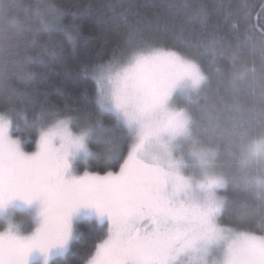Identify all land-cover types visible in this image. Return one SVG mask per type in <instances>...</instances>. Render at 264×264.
<instances>
[{
	"label": "snow or ice",
	"instance_id": "snow-or-ice-1",
	"mask_svg": "<svg viewBox=\"0 0 264 264\" xmlns=\"http://www.w3.org/2000/svg\"><path fill=\"white\" fill-rule=\"evenodd\" d=\"M104 8L94 22L102 40L95 59L77 58L85 86L76 96L57 88L59 103L54 104L52 93H41L40 85L68 75L75 48L67 52L64 43L81 36L82 18L93 14L91 6L75 12L59 4L0 0L5 17L9 11L25 15V25L5 42L0 58V208L21 201L36 210L27 232L11 223L0 230V264H30L33 258L54 264V257L72 264L83 239L74 225L81 210L94 215L95 227L103 231L93 237L80 264H175L176 254L191 243L167 192L168 174L139 152L146 138L174 131L161 117L176 82L173 74L189 66L176 48L152 54L137 49L146 33L162 32L178 47H203L214 54H222L226 33L254 40L259 32L264 40V0H162ZM191 73L194 84L203 78L194 66ZM106 118L135 129L140 143L123 159L112 163L109 157L93 170L89 140L105 131ZM21 121L34 130L28 136L20 134ZM81 154L85 160L77 167ZM208 227H213L211 214ZM227 264H264V237L248 236Z\"/></svg>",
	"mask_w": 264,
	"mask_h": 264
},
{
	"label": "trees",
	"instance_id": "trees-1",
	"mask_svg": "<svg viewBox=\"0 0 264 264\" xmlns=\"http://www.w3.org/2000/svg\"><path fill=\"white\" fill-rule=\"evenodd\" d=\"M9 0H4V3ZM21 5L59 4L78 12L86 5L92 9L91 15L82 18V34L78 39L66 41L64 36H57L64 43L65 51L75 48V58L68 57L67 76L52 77L48 84H41V93H52L54 104L59 103L55 95L61 88L79 94L85 86L84 77L77 58L80 61L93 60L101 40L100 27L94 26L96 15L106 11V4H151L162 0H15ZM207 3H235V0H204ZM77 7H73V6ZM119 10V9H118ZM109 16L113 13L109 12ZM25 25L22 11H9L7 17L0 12V58L5 53L3 46L10 41L13 32ZM254 40L239 39L233 33H226L222 54H214L203 47H178L170 35L165 33H146L143 45H158L176 48L177 51L195 60L208 75L205 92L194 104L186 106L194 127L200 135L201 143L216 152L215 163L224 178L219 196L224 198V205L218 218L221 227L233 228L236 231L264 236V159H248L246 156L251 145L264 142V40L259 32ZM110 54V47L108 49ZM3 105H0L2 107ZM31 116V113H29ZM105 131H99L89 140V159L93 170L97 162L116 163L123 159L130 146L135 145L129 130L117 126L111 119H104L101 125ZM20 134L28 136L34 130L20 122ZM249 148L247 152L246 149ZM246 152V153H245ZM258 161V162H255ZM83 162L79 161V167ZM95 221L85 220L76 225L83 233V239L75 246L79 257L72 259V264H80L83 255L90 252L92 239L99 235L103 228H96ZM72 258V257H70ZM54 264H64V260L55 259Z\"/></svg>",
	"mask_w": 264,
	"mask_h": 264
},
{
	"label": "rangeland",
	"instance_id": "rangeland-1",
	"mask_svg": "<svg viewBox=\"0 0 264 264\" xmlns=\"http://www.w3.org/2000/svg\"><path fill=\"white\" fill-rule=\"evenodd\" d=\"M166 48L143 45L137 51L152 54ZM180 57L189 66V71L173 74L172 78L176 82L169 92L165 112L161 117L164 123L171 121L174 131L162 137L146 138L139 152L148 163L157 165L168 174L167 192L181 212L179 226L191 241L182 252L176 254L175 264H227L234 249L252 234L218 225L224 205V198L220 197L218 192L225 186L224 178L215 163L216 152L201 143L200 135L186 111V106L194 104L198 98L204 96L208 75L195 60L182 54ZM192 66L203 77L195 84L191 73ZM161 71L166 72V69ZM129 131L135 145L139 144L135 129ZM246 151L248 152L249 148ZM246 157L253 160L264 159V142L252 144ZM84 160L82 154L78 155L75 164ZM262 167L264 169V165ZM35 211L34 206L21 201L9 203L0 208V230L11 223L17 225L21 232H27L34 225ZM209 214L212 215L213 222L211 229L208 227ZM85 220L96 222L94 215L87 210H81L75 218V227ZM55 259L63 258L54 257L53 260ZM30 264H40L39 259L33 258Z\"/></svg>",
	"mask_w": 264,
	"mask_h": 264
}]
</instances>
